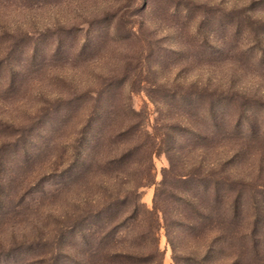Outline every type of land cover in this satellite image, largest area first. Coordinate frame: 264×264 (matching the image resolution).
I'll list each match as a JSON object with an SVG mask.
<instances>
[{
	"label": "rangeland",
	"instance_id": "rangeland-1",
	"mask_svg": "<svg viewBox=\"0 0 264 264\" xmlns=\"http://www.w3.org/2000/svg\"><path fill=\"white\" fill-rule=\"evenodd\" d=\"M117 105L145 132L111 147L155 149L137 192L87 170ZM169 157L155 240L118 193L151 209ZM0 264H264V0H0Z\"/></svg>",
	"mask_w": 264,
	"mask_h": 264
},
{
	"label": "trees",
	"instance_id": "trees-1",
	"mask_svg": "<svg viewBox=\"0 0 264 264\" xmlns=\"http://www.w3.org/2000/svg\"><path fill=\"white\" fill-rule=\"evenodd\" d=\"M122 111V113H119ZM137 112L132 107H125L123 105H117V108L114 110H111V117L109 118V122L105 125V131L106 127L109 126V124H113L115 122H118L120 127L118 130H112L110 133H108V136H106V140L109 143L106 147V149H98L95 146V151L93 148H91L92 153L90 164H88V168L90 170H93L96 167H101L102 172L100 174L103 176L106 174V178H119L125 179L126 174L121 173L125 169H132L133 166H136V168L140 171L139 174L134 176V182L136 180L134 189H136V192L139 188H142L144 186H147L148 184H154L155 183V176L153 175V163H152V155L154 153V148L145 146V145H136L137 139L135 143L132 145H129L122 149V151H119V149H115L111 147V143H113L114 139L122 136L124 139H130L134 136L139 137V135L142 133V130L145 129L142 127V124L135 120L137 118ZM115 121V122H114ZM142 128V129H141ZM110 129V128H109ZM116 131V133H114ZM146 135H151L146 131ZM104 138V136H103ZM98 145V144H97ZM154 145V144H153ZM145 146V147H144ZM97 154V155H96ZM90 158V155H89ZM173 173H174V164L172 162V159L169 157V166L167 168L163 169L162 173V179L159 182V185L156 187L155 194H154V204L151 209L143 207V203H140V197H138V201H135L136 196L135 191H122L118 193L120 198L122 199V204H127L128 206H131V217L133 216L134 220L138 221H145L148 224V232L154 233L155 240H156V234L158 233V230L161 227H164L166 229L167 237L168 235V226L170 223V220L168 219L165 210L160 209V207L155 203L156 198L160 194V192H165L167 190V187L169 184H172L171 181H173ZM184 175L179 176V174H176V181L183 182L185 178H183ZM82 177V174H79V178ZM122 193V194H121ZM110 204L107 206V208L110 210ZM196 211V210H195ZM212 211V209H211ZM197 212V211H196ZM180 216L182 215V212L179 213ZM202 211H198L197 215L198 217L204 218L207 217L204 215ZM211 215V214H209ZM113 218V217H112ZM184 218L187 220H193L189 221L188 225L190 224V227L194 226V219L193 217H188L187 213L185 212ZM189 218V219H188ZM162 219V222L160 221ZM178 225V224H177ZM187 225V223H186ZM198 225V223H197ZM170 240V239H169ZM156 251H157V246ZM94 255H106L108 258H117V256L121 257V259L127 261L131 258H146V260H153L154 254L147 253V254H138V252H132V251H125L122 254H118L117 251H111L110 248L104 249L103 247H95L93 249ZM93 255V256H94ZM110 260V259H107ZM158 262V261H157ZM159 263V262H158Z\"/></svg>",
	"mask_w": 264,
	"mask_h": 264
}]
</instances>
